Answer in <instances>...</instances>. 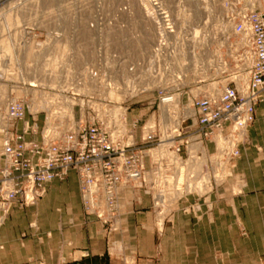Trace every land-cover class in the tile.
<instances>
[{
	"label": "built area",
	"instance_id": "built-area-1",
	"mask_svg": "<svg viewBox=\"0 0 264 264\" xmlns=\"http://www.w3.org/2000/svg\"><path fill=\"white\" fill-rule=\"evenodd\" d=\"M223 4V16L199 22L195 16H152L155 41L128 69L130 75L118 76L110 60L101 68L100 56L91 76L79 75L81 84L97 85L100 100L110 91L127 99L156 91L158 117L163 113L165 119L144 128L138 143L133 140L137 122L127 125L126 114H114L110 102L91 109V121L70 125L61 109L69 102L64 94L7 99L8 127L0 129V223L13 204H36L48 184L69 171L76 176L84 214L110 232L117 229L125 188L146 190L154 213L167 211L166 217L178 200L208 196L223 184L264 92V0ZM227 60L233 62L232 74L226 72ZM190 68L208 76L205 90H182ZM210 83L216 86L209 88ZM17 121H22L19 128Z\"/></svg>",
	"mask_w": 264,
	"mask_h": 264
},
{
	"label": "rangeland",
	"instance_id": "rangeland-1",
	"mask_svg": "<svg viewBox=\"0 0 264 264\" xmlns=\"http://www.w3.org/2000/svg\"><path fill=\"white\" fill-rule=\"evenodd\" d=\"M223 3L224 0H0V129L8 127L3 119L7 99L29 98L33 93L37 99L40 92L50 91L64 94L70 100V114L66 105L61 108H66L64 121L70 125L80 120L91 121L94 117L91 109L104 103H112L119 111L117 114L124 109L127 125L137 122L133 140L140 142L148 123L158 126L162 119L158 117L156 91L140 93L131 99L110 91L113 99L100 100L97 85L81 84L79 75H92L97 56L101 58L97 63L101 68L112 62L110 65L116 66L118 76L130 75L126 73L128 69L136 66L155 41L152 16H195L199 22L204 16H223ZM5 42L9 53L2 47ZM232 71L233 62L227 60L226 72ZM187 72L182 82L184 92L192 89L196 93L207 88L210 81L207 75L196 73L195 78L192 70ZM196 87L199 88L194 90ZM262 102L264 92L257 105ZM21 123L17 121L15 127L19 128ZM37 124L42 126V116ZM1 138L0 133V141ZM249 142L248 134L241 147H247ZM227 172V180L212 193L220 195L223 190L229 195L230 236L237 240L232 247L239 253H232L228 264H264V155L254 157L250 149H240ZM218 202L221 204V197ZM166 213L155 214V221L161 223L172 216L170 213L165 217Z\"/></svg>",
	"mask_w": 264,
	"mask_h": 264
},
{
	"label": "crops",
	"instance_id": "crops-1",
	"mask_svg": "<svg viewBox=\"0 0 264 264\" xmlns=\"http://www.w3.org/2000/svg\"><path fill=\"white\" fill-rule=\"evenodd\" d=\"M254 112L249 146L240 149L255 157L264 155V102ZM228 196L223 190L187 196L158 223L148 192L125 188L117 229L110 232L84 214L76 176L69 171L48 184L36 204L12 205L0 225V264H228L231 254L239 253L232 247L237 240L230 236Z\"/></svg>",
	"mask_w": 264,
	"mask_h": 264
},
{
	"label": "bare ground",
	"instance_id": "bare-ground-1",
	"mask_svg": "<svg viewBox=\"0 0 264 264\" xmlns=\"http://www.w3.org/2000/svg\"><path fill=\"white\" fill-rule=\"evenodd\" d=\"M195 34H196V31L194 32ZM199 41V44H201V43H203V41H204V38H202V39H200V40H198ZM3 48H4V50L6 51V52H8L7 51V48H9L8 46H7V44H6V42L5 43H3V46H2ZM9 53V52H8ZM196 56H198V55H193V60L194 61H196V60H198V59H196L197 57ZM218 56H219V54H218ZM181 61H183V60H180V62ZM218 61V60H217ZM47 63V62H46ZM182 63V62H181ZM190 70H192V72L193 73H195V76H196V73H198V70L197 69H193V68H190V69H187V70H185V71H190ZM3 73H5V71H3ZM15 78V77H14ZM194 78V77H193ZM244 80V77H240L239 76V80ZM212 85H214V83H211ZM3 90V89H2ZM3 92V91H2ZM110 93V92H109ZM113 93V92H112ZM34 94V93H33ZM133 94V93H132ZM1 98V97H0ZM109 98L110 99H113L112 97H110V94H109ZM1 100V99H0ZM42 100L41 99H39L38 101H37V103H39V102H41ZM70 101V100H69ZM80 104V103H79ZM66 105V108L64 107L63 109H66L67 111L69 110V112H67V113H69L70 114V111H71V103H69V102H65V104L63 105V106H65ZM113 108V107H112ZM161 109H163V108H161ZM113 113L114 114H117V112L119 113V111L117 110V109H115V108H113ZM66 112V111H65ZM120 113H124V109H121V112ZM67 116H70V115H67ZM161 117H162V120H164L165 118L163 117V114L161 115ZM48 119H49V121H54L55 119H54V117L53 116H48ZM152 121V120H151ZM151 125V122L150 123H148V125ZM148 125H147V127H148Z\"/></svg>",
	"mask_w": 264,
	"mask_h": 264
}]
</instances>
